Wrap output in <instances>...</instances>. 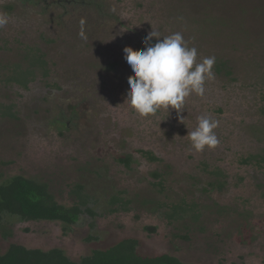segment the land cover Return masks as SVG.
Wrapping results in <instances>:
<instances>
[{
	"label": "rangeland",
	"instance_id": "obj_1",
	"mask_svg": "<svg viewBox=\"0 0 264 264\" xmlns=\"http://www.w3.org/2000/svg\"><path fill=\"white\" fill-rule=\"evenodd\" d=\"M155 1L158 6L147 13H159V19L140 22L141 32H158L156 41L180 33L187 47L197 49V62L225 58L232 74L213 72L204 94H190L180 112L162 108L161 116L141 117L125 101L130 65L120 61L115 70L105 69L117 59L118 38L94 41L95 48L86 38L97 24L92 12L70 8L62 27L57 3L0 0V15L8 21L0 27V46L10 47L0 50V62L20 60L17 40L40 46L55 62L53 79L60 87L48 91L40 80L28 91L0 85V182L15 174L40 179L60 203H82L96 213H83L70 227L7 214L0 225L2 252L12 243L59 247L79 260L133 237L145 255L169 253L195 264H264V170L238 163L243 155L264 151V0ZM8 4H15L11 13ZM134 42L136 49L145 48ZM2 103H12L17 117L4 116ZM217 107L224 115L213 113ZM201 116L218 122L219 143L197 152L188 134ZM139 149L161 160L150 162ZM127 153L134 156L131 168L118 160ZM206 162L225 169L222 188L209 185L213 175L203 169ZM156 171L164 175L163 186L153 184ZM114 195L128 201L125 209L111 201ZM183 200L193 209L170 221L171 205ZM3 229L11 233L5 236Z\"/></svg>",
	"mask_w": 264,
	"mask_h": 264
},
{
	"label": "trees",
	"instance_id": "obj_2",
	"mask_svg": "<svg viewBox=\"0 0 264 264\" xmlns=\"http://www.w3.org/2000/svg\"><path fill=\"white\" fill-rule=\"evenodd\" d=\"M170 0L168 3H172ZM51 4H58L61 8V13L57 16L58 25L65 26L67 22L66 14H69L68 9L88 13H93L94 20L97 22L96 27H93L91 33L86 37L89 41L103 43L105 39H117L121 43V47L117 50V59L110 62L105 69L115 70L117 64L124 59V48L132 47L134 50H139L133 47L135 45L134 39L144 42L146 35L141 32L140 24H152L159 19V13L154 12L150 15L147 11L153 12V5L158 6L155 0H49ZM148 3L150 6L148 7ZM147 5V7H146ZM8 13L15 9V4H8L6 6ZM119 8V9H118ZM132 12H135L133 15ZM141 13L142 18H138ZM138 14V15H137ZM145 17V18H144ZM141 19V21H139ZM139 22H138V21ZM139 30V31H138ZM143 31V30H142ZM101 38L96 41V38ZM94 39V40H93ZM6 39L3 42L9 43ZM95 41V42H94ZM154 45L157 41L152 39L149 41ZM18 49L20 51V61L10 63L0 62V85L7 86L11 89L29 90L30 84L34 81H42L48 91L54 92L60 90L57 81L53 78L57 76L53 72L52 66L55 62L48 59L46 53L43 52L40 46L29 45L21 40H17ZM124 46H122V44ZM98 44V43H97ZM91 44L86 45L85 48L91 47ZM10 49L7 45L0 46V50ZM90 54H85L88 58ZM131 68V66H130ZM212 71L216 74L225 73L226 76L232 74V70L225 58L216 57ZM263 102L260 110L264 113V92L260 93ZM2 114L16 118L13 111L12 103H2ZM217 116L224 115L222 107H217L213 112ZM162 115V108L159 109L152 117ZM64 116V115H63ZM67 123V122H66ZM141 155L150 162H158L161 160L154 151L147 149H139ZM120 163L126 167H130L134 161L133 154L127 153L118 158ZM239 165L253 166L264 170V151L261 153H249L243 155L238 159ZM203 169L208 174L213 175L212 181L209 185L218 186L222 188L226 182V171L217 165L210 163H203ZM214 167V169H210ZM158 182L154 185L163 186L164 175L162 172L156 171L154 173ZM114 204L126 208V201L123 197L113 196L111 200ZM82 203H75L71 206L60 203L49 184L46 181L30 178L25 175L15 174L9 176L4 181L0 182V225L5 215H16L22 220L26 221H58L70 227L76 224L83 213H88L93 217L96 215L90 207H82ZM188 209H193L186 204V201L174 203L167 212V217L170 221L179 219L183 216L182 213ZM117 209H113L115 211ZM200 215L194 214V219H199ZM148 230L153 231L155 227H147ZM5 236L11 232L9 229H3ZM139 240L133 237L124 238L112 246L101 249H94L90 254L82 256L79 260L71 259L64 249L54 247L50 249H43L38 247H27L20 243H12L9 248L2 252L0 249V264H195L181 261L177 256L169 253L158 255H145L138 250Z\"/></svg>",
	"mask_w": 264,
	"mask_h": 264
},
{
	"label": "clouds",
	"instance_id": "obj_3",
	"mask_svg": "<svg viewBox=\"0 0 264 264\" xmlns=\"http://www.w3.org/2000/svg\"><path fill=\"white\" fill-rule=\"evenodd\" d=\"M7 22V17L0 15V27ZM153 37L161 36L153 30L145 37L142 50L132 47L123 50L124 59L132 70L127 78L129 90L125 101L141 117L155 114L161 108L180 112L186 97L192 93L202 96L205 81L214 79L215 57L197 62V49L187 47L180 33L157 39L154 45H149ZM217 126L215 120L199 118L196 129L188 134L195 151L217 146L219 141L214 132Z\"/></svg>",
	"mask_w": 264,
	"mask_h": 264
},
{
	"label": "flooded vegetation",
	"instance_id": "obj_4",
	"mask_svg": "<svg viewBox=\"0 0 264 264\" xmlns=\"http://www.w3.org/2000/svg\"><path fill=\"white\" fill-rule=\"evenodd\" d=\"M18 49V48H17ZM19 50V49H18ZM20 59V58H19ZM20 61V60H19ZM19 61H16V62H19ZM45 88H47V86H45ZM48 90V89H47ZM25 91V90H24ZM26 91H28V90H26ZM67 124V123H66ZM124 156V155H123ZM121 157V156H120ZM149 161V160H148ZM159 162V161H158ZM131 165H132V163H131ZM131 165H130V167L129 168H131Z\"/></svg>",
	"mask_w": 264,
	"mask_h": 264
}]
</instances>
